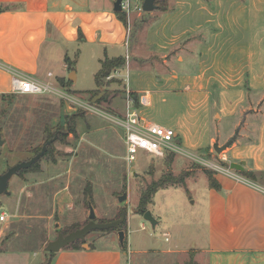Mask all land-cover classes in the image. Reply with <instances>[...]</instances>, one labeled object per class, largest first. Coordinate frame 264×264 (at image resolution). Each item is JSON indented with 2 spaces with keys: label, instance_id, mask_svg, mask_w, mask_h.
<instances>
[{
  "label": "crops",
  "instance_id": "crops-1",
  "mask_svg": "<svg viewBox=\"0 0 264 264\" xmlns=\"http://www.w3.org/2000/svg\"><path fill=\"white\" fill-rule=\"evenodd\" d=\"M165 4L166 9L157 6L164 12L156 29L133 39L126 22L113 8L102 6L101 0H0V6L7 7L0 12V94L11 93L15 74L56 90L63 86L61 80L69 81L63 88L72 90L77 76L73 71V80L67 77L72 73L68 46L79 51L76 57L82 44L103 46L105 54L99 61L124 58L120 78L122 71L135 66L138 73L145 72L141 67L155 69L154 77H144L155 94L170 89L160 88L164 84L171 88L184 85L187 110L177 120L180 129L174 128L179 144L198 152L206 149L208 155L216 141L224 144L235 130L243 131L219 155L228 167L235 162L243 168L214 164L219 188L210 187L206 175L205 186L188 194L192 201L187 248H180V233L173 229L180 221L174 216L163 232L173 240L164 248L133 251L127 249V239L125 247L115 240L106 246L82 243L79 249L64 247L55 252L49 264H129L133 252L148 254L152 250L172 258L191 253L194 264H264V0H167ZM179 22L183 29L176 33ZM183 34L186 36L181 38ZM109 46L111 54H107ZM141 47L147 50L143 56L138 52ZM54 49L65 53L59 72L50 68ZM192 53L196 57L193 72L177 71L174 61L184 62L183 54ZM142 58L143 64L136 63ZM125 87L138 105L142 95L151 103L150 90H134L126 83ZM223 120L226 126L219 141ZM185 183L159 188L148 209L155 205L158 191L171 192ZM34 253L26 247L0 246V264H31Z\"/></svg>",
  "mask_w": 264,
  "mask_h": 264
},
{
  "label": "rangeland",
  "instance_id": "rangeland-1",
  "mask_svg": "<svg viewBox=\"0 0 264 264\" xmlns=\"http://www.w3.org/2000/svg\"><path fill=\"white\" fill-rule=\"evenodd\" d=\"M101 1L102 6H108L109 9L113 8L115 2ZM142 1L131 0L129 11H122L129 35L133 39L137 35L140 38L141 33L144 36L149 29L155 30L164 12L160 8L150 12L137 10L136 6ZM166 1L159 0L156 4L163 8L167 6ZM141 29L142 32H139ZM182 29L183 22H179L176 33ZM181 36L183 38L186 34ZM81 47L78 57L76 54L79 51L73 45H69L66 52L72 60L70 71H74L77 76L71 86L74 92L61 86L56 91L43 94H0V131L3 140L0 145L1 173L15 163L35 155L45 141L56 133L58 138L38 160L37 166L13 176L8 185L10 193L0 196V213L6 215L5 221H0V246L29 248L35 252L31 264H46L49 254L44 251V247L47 242L55 239L59 232L67 234L87 223L90 202L98 222L117 219L120 208L125 207L126 220L120 225V229L126 233L129 250L161 249L168 246L173 237L163 232L168 230L174 216L180 221L173 225V229L180 233V248H187L190 237L187 221L192 201L188 194L205 186V170H212L217 166L230 168L228 163L224 164L219 158L226 148L221 152L212 148L210 154L206 155V149L198 152L180 144L184 153H174L170 162L166 161L168 155L158 158L139 150L136 160L128 163L125 159L123 130L118 123L125 111L119 113L117 110H124L126 106L125 83L128 88L148 89L151 92L150 104L137 105L140 116L173 127L172 129H180L177 120L187 110L185 92L182 89L184 85L177 84L176 88H171L172 85L164 84L160 88L170 89L155 94L153 86L148 85L144 78L154 77L155 69L141 67L145 72L138 73L135 66H132L128 69L129 72L122 71L120 74L123 81L118 72L125 66V62L124 65L113 68L105 77L104 86L99 88L106 98L101 99V96L93 102L92 97L98 93L92 96L87 92L97 89L95 74L101 66L98 58L104 56V47L92 48L89 44H82ZM138 52L143 56L147 50L141 47ZM111 53L112 48L109 46L107 54ZM64 54L63 51L54 49L50 66L53 71H60ZM183 55L184 62L174 61L175 69L193 72L196 57H193V53L188 57ZM153 58L150 59L152 65ZM139 60L141 61L136 63L143 64L144 59ZM145 62L150 61L148 59ZM73 77L74 75L72 80ZM225 122L223 120L219 125V141L223 140ZM70 126L75 128L76 134L68 133ZM210 130L217 136L213 126ZM242 132H238L237 136ZM169 174L173 177L186 174V183L171 192L162 189L154 196L155 205L151 213L160 222L153 228L142 217V213L136 212L140 194L148 185ZM123 193L127 195L126 200L119 202L118 196ZM148 207L146 205V209ZM113 241H118L117 229H95L78 244L98 243L106 246ZM155 252H133L129 264H194L196 261L191 253L181 252L172 258Z\"/></svg>",
  "mask_w": 264,
  "mask_h": 264
},
{
  "label": "built area",
  "instance_id": "built-area-1",
  "mask_svg": "<svg viewBox=\"0 0 264 264\" xmlns=\"http://www.w3.org/2000/svg\"><path fill=\"white\" fill-rule=\"evenodd\" d=\"M131 0H122V11H129ZM136 9L141 11V2ZM56 91L51 85L38 81L29 76L15 74L12 78L11 93L16 94H43ZM141 104H148L146 95L138 98ZM123 130V140L126 148L125 159L128 163L136 160L139 150L158 158H164L170 153L181 152L177 140V133L171 127L149 121L139 115L134 98L130 92L126 93L125 115L118 122ZM6 219L0 213V221ZM128 264V263H127Z\"/></svg>",
  "mask_w": 264,
  "mask_h": 264
},
{
  "label": "water",
  "instance_id": "water-1",
  "mask_svg": "<svg viewBox=\"0 0 264 264\" xmlns=\"http://www.w3.org/2000/svg\"><path fill=\"white\" fill-rule=\"evenodd\" d=\"M142 10L144 12H150L157 8V4L155 3V0H143L141 3ZM113 10L115 12H120L123 10L122 8V0H115L113 4ZM73 71L68 76L69 79H72ZM74 78V77H73ZM102 92L98 93L97 95L92 97V101H97L101 96ZM238 134V129L235 131V133L230 137L224 144L219 145L216 141L213 144V148L216 152H221L225 148H227L235 139ZM57 139V133L45 141V143L42 145L41 149L32 157L26 160L19 161L15 163L14 165L7 168V170L3 173L0 172V196L2 194H9L10 191L8 189L9 181L13 178V176H16L20 173L23 169L30 168L33 164H35L46 152L48 147ZM3 140L1 138V131H0V145H2ZM229 167L231 169H237L241 170L243 168L241 163H235L232 162L229 164ZM126 193H123L122 195L118 196V201L122 202L126 200ZM1 205V203H0ZM88 222L85 223L82 227L77 228L67 234H62L59 232L55 239L50 240L47 242V244L44 247V251L55 253L59 251L60 249L66 247L70 243L75 242L76 240L83 241L85 236L92 230L98 229V230H107V229H117V235H118V242L121 247L125 246V239H126V233L124 230L120 229V225L123 224L126 220V209L125 207H121L119 211V217L117 219H114L112 221L108 222H98L96 221V213L94 210L93 205L89 202L88 203ZM142 217L147 220L151 226L154 228L157 224V220L153 217L151 211L149 209L145 210L142 214ZM84 246H86L85 243H83Z\"/></svg>",
  "mask_w": 264,
  "mask_h": 264
},
{
  "label": "trees",
  "instance_id": "trees-1",
  "mask_svg": "<svg viewBox=\"0 0 264 264\" xmlns=\"http://www.w3.org/2000/svg\"><path fill=\"white\" fill-rule=\"evenodd\" d=\"M158 1L159 0H155V3H158ZM157 6L161 7L159 4H157ZM6 8L7 7L0 6V12L2 10L6 9ZM162 9H166V8L163 7ZM116 14L118 15V17H119V19L121 21H123L124 23L126 22L125 15H124V13H122V11L116 12ZM100 63H101V66H100L99 70L97 71V73L95 74V79H96V83H97V89H93V90L87 92V93L92 94V96L100 92L99 88L104 86V79H105L106 76H108L111 73L112 69L116 68V67H120V66H122L124 64V58L123 57H113V58L105 57L103 60L100 61ZM61 83H62L63 86H66L69 83V81L65 82V81L61 80ZM105 98L106 97L104 95V96H102L101 99H105ZM134 103H135V105H138L137 98H134ZM68 133L76 134L75 128L70 126L68 128ZM173 155H174L173 153H170L167 156L166 161L170 162V159H172ZM37 163H38V161L35 164H33L30 168L23 169L20 172H23V171L29 170V169H31L33 167H36ZM204 173H206V175H207L209 186L212 187V188H219V184H218L217 180L213 176V171L208 169V170H205ZM245 175H247L248 177H251L252 176V172H246ZM185 176H186V174H184L182 176H179V177H173L172 175L169 174V175H167L165 177H161L156 182L148 185V187L146 189H144L141 192V194H140L139 203H138V206H137L138 209H136L137 210L136 212L143 214V212L146 209V205H148V204H150L152 202V197H153L154 193L159 188L164 187V186H166L168 184H177V185L184 184ZM79 241L80 240H76L75 242L70 243L66 247L67 248H71V249H79V248H81V245L78 244ZM47 254H49V256H48V261H47L46 264H49L50 263V258H51V256L54 253L47 252Z\"/></svg>",
  "mask_w": 264,
  "mask_h": 264
}]
</instances>
